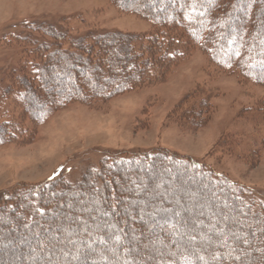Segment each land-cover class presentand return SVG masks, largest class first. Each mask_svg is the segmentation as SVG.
<instances>
[{
    "label": "rangeland",
    "instance_id": "obj_1",
    "mask_svg": "<svg viewBox=\"0 0 264 264\" xmlns=\"http://www.w3.org/2000/svg\"><path fill=\"white\" fill-rule=\"evenodd\" d=\"M122 1L127 6H136L144 0ZM175 1L150 2L149 11L183 19L184 12L173 10ZM207 1L203 0L201 7L196 8L197 16L208 7ZM229 1L236 3V0ZM255 1L240 0L235 9L230 6L231 9L225 10L222 23L227 16L236 17L230 42L238 38L237 24ZM117 4L118 0H0V125L12 122L8 127L12 130L9 139L0 144V203L16 192L31 189L35 193L59 180L75 189L86 175L95 177L104 161L114 164L123 159H143L148 154L163 153L185 160L241 190L245 203L264 218V84L254 82L242 67L228 69L215 64L212 54L186 44L188 40L183 37L165 34L166 40H173L162 45L149 44L148 37L155 36L161 27ZM120 36L127 37L131 46L134 44L131 51L139 54L141 63H149L150 57L155 59L153 70L145 69L142 80L129 90L108 96L97 95L92 100L80 97L53 105L62 97L60 92L66 93L79 83V79L88 75L87 83H94L92 73H96L90 69L87 72L74 69L70 77L60 78L61 70L57 68L50 75L42 76L40 69L51 62L54 49L78 54L82 60L97 65L101 55L100 39L116 37L119 41ZM79 40L84 43L82 50L77 46ZM230 42L228 51L221 53L222 58L236 51V48H230ZM255 43L262 44L263 41L257 38ZM107 56L102 54L103 59ZM172 56L174 58L169 59ZM134 64L127 65L126 73ZM257 70L264 78V67ZM22 77L31 79L36 87L32 93L28 90L31 94L19 90ZM46 79L47 88L41 84ZM25 95L36 104V112L47 108L44 119L35 121L26 112ZM151 176L155 178L154 183L149 188L144 184L138 190L139 193L147 192L146 202L159 201L155 191L161 189L160 182L164 177H168L170 184L165 186L166 191L169 188L176 190L172 182L184 180L198 185L194 191L200 190L199 195L169 196L161 203L167 204V208L184 205L185 212L178 216L169 214L155 226L144 227L156 237V246L162 249L173 243L172 238L163 236L165 228L173 221L184 225L186 217L200 213L206 221L207 211L212 209L213 203L207 202L205 197V180L198 183L181 172L172 176L169 172L168 176L154 171ZM219 193L214 196L218 198ZM94 201L82 200L83 209L68 218L55 215L53 221L64 218L65 225L54 227L41 237L22 235L13 242L12 255L3 256L0 264L35 263L33 249L41 247L44 240L49 243L55 235L67 240L68 255L59 259L50 254L41 255L36 260L38 264L67 263L81 250L107 257L100 264H133V256L124 261L114 260L118 254L112 246L125 238L126 228L116 232L114 224L101 225V230L111 231L113 235L92 247L88 246V240L80 241L89 235V228L81 232L73 230L74 225H81L97 208ZM71 203L72 200L68 201L62 210L69 212ZM200 204L205 207L197 209ZM131 209L132 205H129L127 212ZM109 218V213L103 215L110 223ZM146 218H140V221ZM130 227L134 236L129 238V245L149 252L151 246L143 234L135 226ZM193 230L197 242L201 243L200 234L206 232L205 226L196 225ZM174 232V236L189 233L180 226ZM12 237L14 235L7 234L4 239L11 240ZM28 238L33 244H22L21 241ZM190 243L194 244L193 240ZM51 246L54 252L60 248L55 244ZM25 248L32 250V254L19 253V249ZM124 249L127 251L128 247Z\"/></svg>",
    "mask_w": 264,
    "mask_h": 264
},
{
    "label": "trees",
    "instance_id": "obj_2",
    "mask_svg": "<svg viewBox=\"0 0 264 264\" xmlns=\"http://www.w3.org/2000/svg\"><path fill=\"white\" fill-rule=\"evenodd\" d=\"M156 1L162 3L164 0H144L136 6H127L122 0H118L117 5L121 9H128L149 19L155 26L161 27L155 36L148 37L149 44L153 42V44L162 45L173 40V38L166 40L167 37L163 36L165 34L183 37L182 39L188 40L186 44L206 49L212 54L215 64L228 69L242 67L254 82L264 84V78H261L257 73V68L264 67V0H256L250 5L249 12L241 18L240 24H237L240 34L235 42L229 40L232 35L231 31H233L232 23L236 17L227 16L223 23L222 19H224L223 14L228 11L227 9L230 6L235 9L234 7L238 6L240 0H236V3L229 0H206L208 7L204 8L203 13L198 16L196 8L201 7L203 0H176L173 10L184 12L183 19H175L170 14L162 15L149 11L150 2ZM189 15H192V18ZM257 38H261L263 43H255ZM117 40L116 37L100 39L101 57L98 56L97 65H91V61L82 60L78 54L62 53L57 48L54 49L55 53L50 59L51 62L43 65L40 69L42 76L50 75L52 70L57 68L61 70L58 74L60 78L70 77L71 70L74 69L84 72L90 69L96 73H92L95 76L94 83H87V75L82 80L79 79V83L71 86L66 93L61 89L62 97L53 105H61L65 101L80 97L82 100H92L97 95L108 96L116 91L129 90L142 80L141 77L143 78L145 69L153 70L154 58L150 57L149 63L147 61L141 63L139 54L133 49L131 51L134 44L131 46L132 43L127 37L120 36L119 41ZM228 42L231 43L230 48H236V51L231 56L222 58L221 53L228 51ZM77 46L82 50L81 47H84V43L79 40ZM103 53L108 55L106 59L102 58ZM167 57L169 56L167 55ZM173 58L172 56L169 59ZM130 62L135 64L129 69L130 72L126 73L127 65ZM18 84L19 90H27L26 93L34 92L36 88L32 80L25 77H22ZM41 84L43 87L45 84V88H47V79L42 80ZM24 98L27 100L25 103L26 112H29L33 120L44 119L47 115L44 110L47 108L36 112L37 109L34 106L36 104L26 95ZM11 123L9 121V124L0 125V144L9 139V133L12 130L8 127ZM104 162L99 172H95V177L86 175L75 189H72L68 183L59 180L35 193L31 192V189L24 190L25 192H16L14 195L8 196L6 202L0 203V261L3 256L8 258L12 255L14 249L11 246L22 235L41 237L42 234L49 233L54 227L64 226V218L55 222L53 221L54 216L61 215L68 218L72 216V213L83 209L82 200L90 199L95 200L94 204L97 208L85 217L81 225H74L73 230L81 232L89 228L91 230L89 235L85 237L86 239L81 238L80 241L88 240V246L92 247L97 246L96 243L99 245V242L109 240L113 235L111 231L101 230V225L114 224L116 232L126 228L128 232L125 234V238L112 246L118 254L114 258L115 261L128 260L133 256L135 259L133 264H264V218H261L259 213L251 210L250 205L245 203L241 196L243 193L241 190H236L231 185L215 179L211 173L199 170L195 165L193 166L185 160L175 159L163 153L148 154L143 159H123L114 164ZM167 170H170L171 176L181 172L190 175L195 182L200 183L205 180V197L207 202L213 203V206L212 209L210 208L211 210L207 211L206 221L202 220L201 213L197 216H190L191 218L186 217L184 225L180 221H173L162 231L165 238L173 239V243L160 249L156 246V237L146 231L144 227L155 226L169 214L178 216L180 212H185L184 205L167 208L168 205L166 203L163 205L161 202L176 194L177 198H180L185 194L196 193L199 195L200 193V190L194 191L195 186L198 187V185L190 184L187 180L172 182L176 190L173 191L169 188L166 191L165 186L168 187L170 184L168 177H164L160 182L161 189L155 191L159 201L149 200L146 202L147 192L139 193L138 190L144 184L149 188V185L154 183L155 178L151 176L152 172L169 176ZM216 192H220L218 198L214 196ZM71 200V210L66 213L62 209ZM129 205H132V209L127 212ZM204 207V204H200L197 209ZM106 213L110 214V223L103 219V215ZM143 217L148 218L140 221V218ZM200 224L205 226L206 231L200 234L201 243L197 242L196 233L193 230V227ZM130 225L135 226L137 231L143 234L147 244L149 243L151 246L149 252L144 253L129 245V238L134 236ZM179 226L188 229L190 234L174 236V231ZM7 234L14 235V237L11 240H5L4 236ZM63 240L57 235L52 237L49 243L48 240H44L41 247L33 249L32 260L35 261L33 264H38L36 260L41 255L50 254L57 259L65 258L70 248L67 246V240ZM191 240L194 244L190 243ZM30 241L28 238L27 241L21 242H23L22 244H33ZM52 244L60 248L54 252ZM122 245H125L124 248L128 247L127 251ZM3 248L6 250H2ZM31 251L29 248L19 249V253L23 254H32ZM79 253L74 260L59 264H94V262L99 263L107 260V257L100 254L94 256L87 250H81Z\"/></svg>",
    "mask_w": 264,
    "mask_h": 264
}]
</instances>
